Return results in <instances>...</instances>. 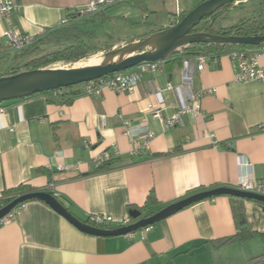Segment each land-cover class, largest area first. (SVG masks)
<instances>
[{
  "label": "crops",
  "instance_id": "0c3cea01",
  "mask_svg": "<svg viewBox=\"0 0 264 264\" xmlns=\"http://www.w3.org/2000/svg\"><path fill=\"white\" fill-rule=\"evenodd\" d=\"M91 1L16 0L11 15L0 16V58L9 53L6 30L42 36ZM201 1L122 0L85 19L87 26L95 19L135 28L133 40L174 25ZM204 55L206 63L191 83L200 109L172 128L163 122L177 110L178 99L167 84L179 85L182 61L196 55L166 67L160 63L132 92L102 88L68 104L54 93L0 102V196L23 184L55 192L80 220L103 213L117 222L129 215V206L141 207L150 191L166 206L211 188H235L242 175L264 183V82H235L226 53ZM126 122L153 132L146 148L134 149L124 134ZM103 151L111 158L96 170L93 159ZM232 201L228 195L206 198L146 231L110 237L83 233L44 202L28 201L0 225V264H249L264 253V204L242 199L241 228L256 235L220 244L241 229Z\"/></svg>",
  "mask_w": 264,
  "mask_h": 264
},
{
  "label": "water",
  "instance_id": "95a60500",
  "mask_svg": "<svg viewBox=\"0 0 264 264\" xmlns=\"http://www.w3.org/2000/svg\"><path fill=\"white\" fill-rule=\"evenodd\" d=\"M241 1L247 0H202L191 8L183 18L177 21L174 25L106 51L104 54H108L110 58L103 63L85 65L82 67L39 68L21 71L13 75L2 76L0 77V102L28 97L58 88L76 86L114 72L131 69L141 63H162L163 60L171 57L173 52L178 48L189 44H259L264 41V34L222 36L207 32H190L203 17L215 12L226 4ZM220 195L254 200L264 204V195L241 191L234 187L219 186L209 190L196 192L179 199L164 206L150 216L143 217L138 210H133L129 215L135 222L119 228L103 229L90 226L78 219L50 193L40 190H32L18 195L0 207V219L18 204L36 199L47 204L79 231L94 236L110 237L125 235L135 232L140 228L151 226L186 206L206 198Z\"/></svg>",
  "mask_w": 264,
  "mask_h": 264
},
{
  "label": "built area",
  "instance_id": "2783aa9c",
  "mask_svg": "<svg viewBox=\"0 0 264 264\" xmlns=\"http://www.w3.org/2000/svg\"><path fill=\"white\" fill-rule=\"evenodd\" d=\"M122 0H92L84 8L76 10L79 16L95 13L106 6L112 5ZM16 0H0V16L8 17L17 8ZM69 23L68 16H65L61 20V25H67ZM4 36L7 39V46L11 50H21L26 48L30 44V36H24L17 32L6 30ZM228 57L232 61L233 80L238 83L248 81H262L264 82V46L263 47H233L229 48L226 52ZM207 56L199 54L194 57L193 60L185 59L182 61L181 69V83L179 85L167 84V89L174 91L178 99V108L163 124L165 128H172L182 124V117L186 113H197L200 109L199 97L192 91L191 83L194 73L197 69H202L206 63ZM159 62H146L141 63L131 69L123 70L108 74L98 79L87 81L82 83V92L85 94L99 93L102 88L112 89L114 92H132L137 83L140 81L141 76L145 72H155L160 70ZM212 89H207L204 92H213ZM202 93V92H201ZM156 97L161 102L160 93L156 92ZM148 110H150L153 117H159V111L153 108V105L148 104ZM2 111V108H0ZM124 134L127 136L129 142L134 145L136 151L144 149L148 146L149 141L154 137L151 130L146 128H138L126 122ZM118 154V151H116ZM111 156L103 151L93 159V165L96 170H99L105 162H107ZM77 165V164H76ZM64 166H58V169H63ZM51 187V184H50ZM241 191L255 193L258 195H264V183L252 179L249 175L240 176L237 186L235 187ZM55 198L57 194L53 191L48 192ZM18 196V195H17ZM15 196V197H17ZM14 197V198H15ZM2 199V196H0ZM25 203L16 206L9 213L0 219V225L5 224L16 214ZM4 204H0L2 207ZM88 222L86 224L103 229H113L123 226H127L135 222L129 215L125 216L120 221H115L112 216L103 213L89 214L86 218ZM150 226L140 228L145 231Z\"/></svg>",
  "mask_w": 264,
  "mask_h": 264
},
{
  "label": "trees",
  "instance_id": "16d2710c",
  "mask_svg": "<svg viewBox=\"0 0 264 264\" xmlns=\"http://www.w3.org/2000/svg\"><path fill=\"white\" fill-rule=\"evenodd\" d=\"M249 1L257 2L256 15L244 18L240 22L233 25L222 26L221 22L225 18L226 14L231 9L239 7L240 3H243L244 1L237 3L232 2L220 7L215 12L203 17L200 20V22L192 28L190 32L192 33L207 32L210 34H216L222 36H227V35L247 36V35H255V34H264V8H263L264 0H249ZM188 11L181 13L177 18V21L181 20ZM92 14L94 13L86 14L84 16H79L76 13V10L70 11L66 15L69 18V23L67 25H60L57 28L46 30V32L39 37L30 36V44L26 48H24L25 50L21 49L23 50L22 52L23 54L32 53L33 51L37 50L41 44H45V43L55 42L56 44H62L63 46L53 52H49L47 54H43L38 57H33L24 64H22L20 67H11L5 72H0V77L17 74L25 70L47 68L55 63L69 64L80 59H87L90 56L98 53V50H94L95 46L91 42L93 41V39L97 37L96 31L87 26L86 23L87 19H85L87 16H90ZM95 15L97 17L100 14H95ZM261 46H264V41L256 45H232V44H216V43L189 44L178 48L176 51L173 52L171 57L163 60L162 63L166 67L171 62L179 61L180 57L184 55L187 56V55L214 54V53L218 54V53H224L229 48H233V47H261ZM8 49L10 50L9 47ZM111 49L112 47L108 46L105 49V51H109ZM74 87L75 86H68V87L42 92L39 94L54 93L56 97H60L64 103L68 104L72 101L73 98L83 93L81 89H74ZM103 168L104 167H101L99 170ZM29 191H32V188L23 184L18 185L14 188L6 189L2 192L1 195L2 199H0V204H6L10 200H12L15 196ZM229 197L233 200L231 204V209H232L234 221L236 225L239 228H241L245 224V218L241 204L242 199L235 198L232 196ZM34 200L36 199H32L28 201H34ZM28 201H25L23 203H26ZM250 201H254V200H250ZM23 203H20L17 206ZM164 206L165 205L160 204L156 200L153 192L150 191L146 197L144 204L141 207L129 206L128 209H129V214L133 210H138L141 216L145 217L152 215L153 213L163 208ZM66 208L69 210L68 207ZM82 221L88 222L86 219ZM255 235H256L255 233L248 232L246 228H241L234 235L220 240L219 243L227 244L236 241H245L251 239ZM249 264H264V253H261L255 257L250 258Z\"/></svg>",
  "mask_w": 264,
  "mask_h": 264
},
{
  "label": "rangeland",
  "instance_id": "374dc122",
  "mask_svg": "<svg viewBox=\"0 0 264 264\" xmlns=\"http://www.w3.org/2000/svg\"><path fill=\"white\" fill-rule=\"evenodd\" d=\"M198 4V3H197ZM195 4V5H197ZM194 5V6H195ZM193 6V7H194ZM257 2H251L249 0L240 3L237 8L231 9L222 20V26H229L240 22L242 19L251 17L257 14L256 11ZM264 8V3H263ZM88 18V16H87ZM89 20V19H88ZM89 28L96 31L97 37L93 39L92 44L95 46L94 50H98L95 55L105 53V49L109 46L112 49L121 45L123 42H129L132 39V34L136 29L130 26H114L105 21H97L92 19L88 24ZM62 44H56L55 42L41 44L40 47L32 53L23 54V50H9L8 56L0 58V72H5L11 67H20L33 57H38L49 52H53L62 47ZM103 49V50H102ZM92 55L87 59H80L76 62L69 64L55 63L50 68H69V67H82L87 65V61L95 56ZM235 256V255H234Z\"/></svg>",
  "mask_w": 264,
  "mask_h": 264
},
{
  "label": "bare ground",
  "instance_id": "6f19581e",
  "mask_svg": "<svg viewBox=\"0 0 264 264\" xmlns=\"http://www.w3.org/2000/svg\"><path fill=\"white\" fill-rule=\"evenodd\" d=\"M109 58H110V56L108 54H104V53H102L100 55H95L87 61V65H95V64L103 63V62L107 61Z\"/></svg>",
  "mask_w": 264,
  "mask_h": 264
}]
</instances>
